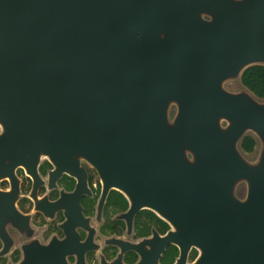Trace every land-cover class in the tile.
Returning <instances> with one entry per match:
<instances>
[{
  "label": "water",
  "instance_id": "water-1",
  "mask_svg": "<svg viewBox=\"0 0 264 264\" xmlns=\"http://www.w3.org/2000/svg\"><path fill=\"white\" fill-rule=\"evenodd\" d=\"M253 65L264 0H0V177L38 173L43 157L55 176L88 162L102 196L175 209L166 241L182 255L195 244V264H264V97L242 81Z\"/></svg>",
  "mask_w": 264,
  "mask_h": 264
},
{
  "label": "flooded vegetation",
  "instance_id": "flooded-vegetation-1",
  "mask_svg": "<svg viewBox=\"0 0 264 264\" xmlns=\"http://www.w3.org/2000/svg\"><path fill=\"white\" fill-rule=\"evenodd\" d=\"M82 165L83 173L55 176L53 162L43 157L38 173L20 164L13 178L0 177V264L197 262L195 244L182 255L177 240L166 241L176 231L175 209L134 210L117 188L102 196L104 183L96 168ZM10 191L15 207L5 205L13 200L6 196Z\"/></svg>",
  "mask_w": 264,
  "mask_h": 264
},
{
  "label": "trees",
  "instance_id": "trees-1",
  "mask_svg": "<svg viewBox=\"0 0 264 264\" xmlns=\"http://www.w3.org/2000/svg\"><path fill=\"white\" fill-rule=\"evenodd\" d=\"M242 81L252 92L259 97H264V65H253L245 70ZM256 146V140L252 135H247L242 142V147L248 153H252Z\"/></svg>",
  "mask_w": 264,
  "mask_h": 264
},
{
  "label": "rangeland",
  "instance_id": "rangeland-1",
  "mask_svg": "<svg viewBox=\"0 0 264 264\" xmlns=\"http://www.w3.org/2000/svg\"><path fill=\"white\" fill-rule=\"evenodd\" d=\"M231 87L235 88L236 86L235 85H231ZM253 153V152H252Z\"/></svg>",
  "mask_w": 264,
  "mask_h": 264
}]
</instances>
